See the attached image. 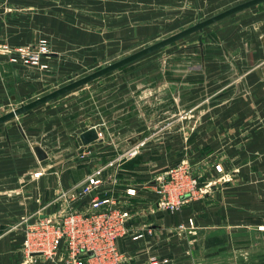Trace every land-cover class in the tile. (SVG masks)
Here are the masks:
<instances>
[{
  "label": "crops",
  "instance_id": "0c3cea01",
  "mask_svg": "<svg viewBox=\"0 0 264 264\" xmlns=\"http://www.w3.org/2000/svg\"><path fill=\"white\" fill-rule=\"evenodd\" d=\"M216 1L0 0V36L13 44L46 38L51 50L42 58L49 64L45 70L0 55V106L36 95L93 56L136 41L142 33L153 34L156 23L150 19L162 13L173 15L183 5L199 10ZM210 29L216 30L212 37L186 46V56L173 57L172 51L163 65L150 61L121 69L65 108L42 105L0 124V264L21 263L23 233L18 226L24 225V217L59 210V193L113 156H121L110 174L117 183L106 179L102 195L116 191L127 198L126 189L137 187L138 195L130 201L136 221L142 223L138 220L155 201L153 190L144 184L189 157L193 146L202 148L204 158L215 150L228 152L230 161L241 163L249 177L256 171L248 165L254 159L260 163V177L244 186H223L211 201L185 204L178 214H150L157 233L140 240L119 239V245L134 255L136 264H146L164 243L170 248L161 247L160 254L170 259L168 264H235L240 253L234 243H242L248 257L254 255L253 242L264 244V233L245 232L264 225V220H252L257 209L264 218V6ZM197 114L203 118L196 129L203 132L190 137L188 120ZM254 114L260 115L258 125ZM91 128L101 135L85 143L82 134ZM219 130L233 132L238 140L228 142ZM137 144L136 155L122 157ZM35 147L47 156L40 159ZM126 147L122 154L114 152ZM190 217L199 232L193 239L203 249H192L190 236L180 241L169 232ZM210 230L212 235H203ZM209 238L211 252L204 247ZM260 252L264 264V245ZM33 258V264H55L40 255Z\"/></svg>",
  "mask_w": 264,
  "mask_h": 264
},
{
  "label": "built area",
  "instance_id": "2783aa9c",
  "mask_svg": "<svg viewBox=\"0 0 264 264\" xmlns=\"http://www.w3.org/2000/svg\"><path fill=\"white\" fill-rule=\"evenodd\" d=\"M50 52L46 38L36 43L13 44L0 36V55L7 56L16 64L49 69V64L42 58ZM140 145H134L122 157H133ZM120 160L121 156L111 159L79 183L62 190L55 199L61 205L56 212L46 215L36 213V218L28 215L22 219L26 258L46 256L55 264H134V256L120 248L119 239L140 240L153 235L155 230L153 223L145 222L140 227L136 221L137 212L131 206L130 198L138 195L137 187L126 189L127 198L116 191L102 195L106 179L112 184L117 183L115 177L105 173L106 168L119 164ZM35 174L39 175V172ZM197 185L196 177L185 162L162 173L144 184L145 188L154 189L159 196L155 205L146 208L147 213L178 209L186 196L195 194ZM190 224L193 225L192 220ZM177 227L183 231L186 226L180 223ZM169 262V258L155 252L150 253L147 259V264Z\"/></svg>",
  "mask_w": 264,
  "mask_h": 264
},
{
  "label": "rangeland",
  "instance_id": "374dc122",
  "mask_svg": "<svg viewBox=\"0 0 264 264\" xmlns=\"http://www.w3.org/2000/svg\"><path fill=\"white\" fill-rule=\"evenodd\" d=\"M244 1L247 0H220L219 2L216 1L214 3H205L204 6L202 8H200L199 10H196L194 8L188 9L186 8V5H183L184 8L175 10V12L173 13V15L171 14H164L162 13L160 16L155 17L154 19H150L151 22L156 23V27L154 29L155 32H153V34H144L142 33L140 39L130 42V41H125L124 44L122 45H118V47L116 48H111L109 49V51L107 53H103L101 55H99L98 57L93 56L92 59L88 60L87 63L85 65H83L81 68H78L75 72L69 74V75H62L60 77L59 80L54 81L50 86H47L45 88V90L37 93L34 96H31L29 98H25V99H12V101L6 100L4 101V105L0 106V115L11 111L12 109L20 106L23 103H27L39 96H42L48 92H51L55 89H57L58 87H61L67 83H70L80 77H83L103 66H106L114 61H117L131 53H134L150 44H153L161 39H164L184 28H187L201 20H205L213 15H216L234 5H237L239 3H242ZM264 6V2H261L259 4H256L252 7L243 9L239 12H236L226 18H223L213 24H210L206 27H204L202 30L197 31V32H193L187 36H184L182 38H180L179 40L168 44L160 49H157L119 69H116L112 72H109L85 85H82L78 88H75L59 97L54 98L53 100H50L42 105H39L37 107H60L61 105H63L62 107L65 108L66 106H68L69 103L71 102H76L79 101V99L84 98L85 96V91H90L91 89H96L97 87H99V85L101 84V81L104 79H110L111 77H113L115 74L120 73L121 69H125L127 67H130L132 65L138 64V63H144V62H153V63H161L163 65V63L165 62L166 59L170 58L171 56V52L174 51V54L172 55L173 57H181L183 54L188 55V52L186 49H188V46L191 45H196L198 42L202 41V42H206L207 40H209V38L212 37V34H214V32L216 31L215 29H210L211 27H214L215 25H219L220 23L224 22V21H228L229 19H236V18H243L245 16L246 13H249L251 11V9L253 7H262ZM243 31V30H242ZM241 39H245L244 35L240 36V40ZM187 46V47H186ZM186 47V48H184ZM192 47V46H191ZM163 66H159V68ZM37 107L33 108L34 110L37 109ZM17 117V116H16ZM200 117L203 118V115L197 114V115H193L192 117H190V119L188 120V134L190 135V137H197L198 134L202 133L203 131H198L196 129V125H197V121H200ZM15 118V117H14ZM13 119V118H12ZM11 120V119H10ZM254 123L258 125V123H261V118L259 114H254ZM9 121V120H8ZM7 122V121H6ZM4 122V123H6ZM2 124V123H1ZM260 131V130H259ZM257 130H253L252 132H259ZM218 133L221 134L222 137H225V139H227L228 142H233L235 140V137L232 135L233 132L230 131H225V130H219ZM235 139V140H233ZM196 143H198L196 141ZM232 144V143H231ZM233 147L237 148L236 146L232 145ZM127 149H123L121 150L120 148L118 149H114L115 153H124L128 150V147H126ZM194 148V152L189 153V157L183 158L180 161L174 163V165H172L168 170L173 169L174 167H177L178 165L182 164L185 162V164L188 165L192 175L194 177H196L197 181H198V189L194 192L195 194L193 195H188L186 196L180 203V206L178 209L174 210V211H170V210H157L154 214V216H156L158 214V212L160 213H176L178 214L179 211L185 207V204H189L195 201H198L200 199H207V200H212V198L214 197V192L218 189H221L223 186H244L246 185L247 182L251 181L252 179L255 180V177H257L259 179L260 177V163L256 162V160L253 159L252 163L248 164L250 165V168L252 170H256L253 171V176L249 177L248 175L245 174L244 172V168L240 165L241 163H236L233 162V160L230 161V159H232L228 152L226 151H221V149L219 150H215L216 153H211L209 154V156L207 157H203L201 155L202 153V148L200 147H195ZM238 149V148H237ZM193 150V149H192ZM123 151V152H122ZM212 155V156H211ZM116 156H113L111 159L115 158ZM118 163H114V165L110 166V168H106L105 173L107 174H111L114 173L116 171ZM254 167V168H253ZM167 170V171H168ZM166 172V171H165ZM164 173V172H162ZM161 173V174H162ZM159 174V175H161ZM158 175V176H159ZM246 175V176H245ZM107 176V175H106ZM157 176V177H158ZM156 177V178H157ZM156 178H154L153 180H155ZM152 181V180H151ZM173 187V186H172ZM149 188V187H148ZM151 190H153L154 195H155V201L153 204L151 205H155L158 202V194L156 193V191L152 188H150ZM59 205V202H58ZM258 208V207H256ZM51 212V211H50ZM55 212V211H54ZM51 212V213H54ZM181 212V211H180ZM33 215V218L37 217L36 213L30 214ZM150 214L144 213L142 215V218H140L138 221H141L142 223H140V227L143 226V223L145 222H150L152 223V220L150 221L149 216ZM157 217V216H156ZM155 217V218H156ZM190 220L193 221V225L190 224ZM252 220H254V224H259L262 220H264L262 212L257 209L253 211L252 214ZM196 220L193 217H190L187 221H182V222H177L172 229L169 230V232H171V236L176 237L177 240H183L186 238V236H190L189 240H191L189 243L192 246V249H203V243H198L197 241L194 240V237H197L199 232L197 231L196 228V224H195ZM180 223H184L185 224V228L183 231H179L177 228V226ZM18 229H21L20 232L23 233L22 237H23V241H22V245H21V250L23 253V258L20 264H33L34 258L33 257H28L26 258L25 252L23 250V243H24V225L23 226H18ZM23 229V230H22ZM155 229V227H154ZM237 229V227H236ZM261 229V230H260ZM23 231V232H22ZM246 234H251L254 236H259L262 233H264V225L261 226H256L254 225L251 229H247V231H245ZM156 230H155V234H156ZM244 233V231H243ZM203 235H212V231L210 230L209 232L204 233ZM156 236V235H155ZM210 241H206L205 242V248L207 252H211L212 250V241L211 238H209ZM149 245V243L147 244ZM234 245H236V248L238 249V252L240 253V255H238V257H236L235 264H262V258H261V249L262 246L264 245L263 242L261 241H255L253 242V249H254V255L251 256H247L245 253V249L246 247H244V245L242 243H234ZM120 246V245H119ZM164 246V250H168L170 248V246L166 243H164V245L162 244H158L157 245V253L158 255L162 256V257H166L162 254H160V248ZM250 247V245H249ZM120 248L122 249V247L120 246ZM188 249V247H187ZM124 250V249H123ZM153 250V249H152ZM127 251V250H125ZM128 252V251H127ZM129 253V252H128ZM162 253V252H161ZM131 254V253H129ZM134 256V255H133ZM42 258L46 260H50L49 258H47L46 256H41ZM168 258V257H167ZM201 261L199 262H203L204 259H199ZM135 257L133 260V263L135 264ZM209 261L211 263L212 258H209ZM227 261V259H226ZM147 264V261H146ZM199 264V263H196ZM202 264V263H200Z\"/></svg>",
  "mask_w": 264,
  "mask_h": 264
},
{
  "label": "water",
  "instance_id": "95a60500",
  "mask_svg": "<svg viewBox=\"0 0 264 264\" xmlns=\"http://www.w3.org/2000/svg\"><path fill=\"white\" fill-rule=\"evenodd\" d=\"M261 2H264V0H247V1H244L242 3H239L237 5H234L216 15H213L205 20H201L187 28H184L164 39H161L153 44H150L134 53H131L117 61H114L106 66H103L83 77H80L70 83H67L61 87H58L57 89L51 91V92H48L42 96H39L27 103H23L21 104L20 106L12 109L11 111H8L2 115H0V124L1 123H4L16 116H19L39 105H42L50 100H53L54 98L56 97H59L75 88H78L82 85H85L109 72H112L116 69H119L157 49H160L168 44H171L177 40H179L180 38L184 37V36H187L193 32H197V31H200L202 30L204 27L210 25V24H213L223 18H226L236 12H239L243 9H246V8H249V7H252L256 4H259ZM98 138V133L95 129L91 128V129H88L87 131H85L83 134H82V139L85 143H89V142H92L94 140H96ZM35 150H36V153L38 155V157L40 159H43L45 158L47 155H46V152L40 148V147H35Z\"/></svg>",
  "mask_w": 264,
  "mask_h": 264
}]
</instances>
